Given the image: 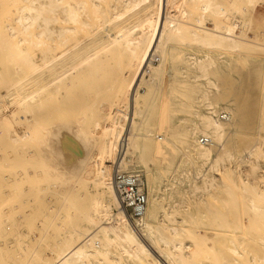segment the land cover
Listing matches in <instances>:
<instances>
[{"label":"bare ground","instance_id":"bare-ground-1","mask_svg":"<svg viewBox=\"0 0 264 264\" xmlns=\"http://www.w3.org/2000/svg\"><path fill=\"white\" fill-rule=\"evenodd\" d=\"M98 1L100 0H0V54L9 51L10 56L19 57V63H15L16 77L9 81L6 80L7 84L5 83L6 86L0 92V95L9 96L11 104L4 106L6 103H2L0 99V117L5 116V128H7L6 139H4L6 140L5 147H7L5 153L11 158L18 151L21 165L15 163L20 166L23 177L25 175L31 177L36 172L32 164L39 156L43 157V148L48 149L58 165H56V172L59 175L58 182L61 186H65L63 195L53 192L63 198L59 199L60 204L61 201L63 203L58 210L57 206L55 207L56 212L53 210V205L51 210L55 212V215L52 212L54 215L52 220L57 219L58 222L59 217L64 214L73 217L68 226H73L72 232L68 236L66 234L63 237L58 236L59 238L54 242V258L42 260L39 264H82L90 255L88 248L99 243L102 237L109 240L108 244L116 242L122 248L125 244L137 246L157 264H185L194 252L191 249V243L179 241L175 236L167 238L162 231L170 228L173 235L179 234L176 214L179 209L186 207L182 204L184 200L169 203L166 209V204L163 202L164 195L171 196L177 187L168 184L161 186L157 177L149 173L150 169L145 168L144 165L146 156H152L150 154L158 150L157 144L151 139L163 138L155 133L156 129L160 128L161 123L169 116H166L167 114L159 118L157 116V106L161 99L159 98L160 80L171 73V69L173 66L175 68L177 62L183 63L180 69L184 71L187 68L198 70L200 74H195V78H207L209 68L214 62L212 57L208 53L201 57L190 51L183 52L175 46V42H179L186 36L203 46L226 43L225 46L228 44L236 47L241 39L233 34L231 23L221 27L216 25L214 29L205 26L206 14L212 12L214 16L222 10L212 6L211 0H193V6L197 4L200 7V13L194 23L185 20V2H191L188 0V2L186 0H152L151 3L154 2L152 3L154 8L151 9L152 15H147L149 17L142 19V22H137V20L134 22L131 19L132 11L129 12L131 7H138L137 5L143 2L141 0H121L122 2L119 0L120 3L116 4L115 9L107 5L109 0L105 3L106 5ZM112 1L115 3L114 0ZM112 3H109L111 7L115 6ZM105 30L114 31V33L105 38L103 35ZM4 41L6 45L2 46ZM156 55H158V60H161L158 65L153 64V58ZM103 80H108L111 93L100 99L101 113L103 112L107 117L102 125L103 118L97 116L96 128L104 130L102 136L105 137L107 143L88 156L84 150L83 154L79 152L82 142L79 141L80 139L77 141L75 134L79 128L85 127L89 122L90 113H88L89 110L84 109V106L94 97L96 98L98 94L96 85ZM209 83L215 86L212 81ZM62 90H65V95L60 99L58 96ZM190 98L192 100L201 98L208 103V106L213 105L208 88L193 89ZM66 106L70 107V110H65ZM148 107H150L149 111H147ZM223 109L210 108V114H196L201 122L199 121V124L194 122L191 127L193 134H200L195 138L198 144L197 155L204 160V163L209 164L207 173H203L201 169L196 172V175L203 174L201 181L188 176L190 177L189 189L186 190L197 202L204 201L206 196H210L217 188L220 180L216 175L217 172H235L243 185H255L258 168L256 158L258 154L255 149L263 148L260 154H264V140L238 155H233L224 143L221 149L215 150L216 142H224V138L227 137L226 124L232 121L229 107L226 106ZM68 112L71 114L70 120L64 115L66 113L68 115ZM94 112L99 113L98 109ZM221 112H227L229 119L222 120L219 117ZM54 113L58 116L62 114V117L55 118ZM141 115L146 116L144 123L152 120L156 124L153 125L154 128L151 131H148L150 134L140 137L138 135L141 134L137 133L138 137H134L133 130L139 124L138 120ZM16 117L19 120L18 123L14 120ZM231 127L235 128L236 124L231 123ZM202 136L211 138L212 142L203 144L200 142ZM17 138L21 140L18 148ZM15 157L17 159V156ZM226 158L230 160L229 163L234 164L230 167L231 170L228 164L224 163ZM12 159H9L8 163H11ZM29 164L33 170L35 169L34 172L28 166ZM143 167L147 173L148 205L141 218L130 221L127 214L119 207L120 202L113 176L117 169L135 172L143 170ZM210 171L216 173H210ZM84 181L93 183L94 194L91 195L87 190L82 189ZM35 184L33 185L34 190L39 183ZM160 189L165 192H160ZM168 190H170L169 193ZM37 191L38 189L32 194L36 195V204L39 205L42 199L37 198L40 195L36 194ZM25 192L24 196L27 193ZM26 196L23 197L24 200L22 196V200L19 196L22 201L20 205L28 198ZM26 203L24 204L28 206L34 204L31 200L30 205L29 202ZM44 203L48 205V202ZM50 206L52 207V202ZM23 207L22 213L28 220L32 217L29 218L31 212L24 213L23 211L26 210ZM38 207L41 211L43 210L41 206ZM114 207L119 208L117 214L113 211ZM251 207L260 208L253 200ZM31 209L33 211L34 208ZM40 210L37 209L35 212H40ZM44 215L47 218L46 213ZM50 225L48 228L44 227L46 228L43 230L44 233L49 232ZM262 241V248L250 256V264H264V240ZM127 248L129 255L136 256L135 250L131 247ZM231 249L235 255L240 253L237 248L231 247ZM34 254L31 255V259ZM31 259L29 256V260ZM94 264L99 263L94 262Z\"/></svg>","mask_w":264,"mask_h":264},{"label":"rangeland","instance_id":"rangeland-1","mask_svg":"<svg viewBox=\"0 0 264 264\" xmlns=\"http://www.w3.org/2000/svg\"><path fill=\"white\" fill-rule=\"evenodd\" d=\"M111 1L112 0H109L108 2L112 3L113 1ZM141 1L143 2L139 3L137 5L138 7L134 6V8L131 7L129 10V12L132 11L131 19L134 20V22H136V20L137 22H142L152 15L154 2H152V4V0ZM188 1L191 2H185V20L189 23H194L196 17L200 13V7L197 4L193 6V0ZM211 1L213 3L212 6L221 8L222 10L220 13H217V15H214L216 17L213 16L214 13L212 12L206 14L205 26L214 29L216 25L221 27L231 23L234 30L233 34L239 36L241 41L236 47H232L228 44L225 46L226 43L213 44L214 46H203L200 43L191 41L189 36H186L179 42L174 43L177 49L183 52L190 51L201 57L208 53L214 62L209 68L207 78H195L194 75L200 74V72L193 68L185 69V73L183 69H180L183 63L177 62L175 68L173 66L171 69V73L165 75V77L160 80L161 93L159 98L161 99H159L160 103L157 106V116L158 118L166 114V116H169L166 117V121L161 123L160 128L156 129L155 133L163 136V138L156 137L153 140L151 139V141H155L157 144L158 150L150 154L152 156H146L144 165L146 166L145 168L150 169L149 173H153L157 177L156 179L161 182V186L163 184H168L177 187L171 196L169 194L164 195L163 202L166 204V209L169 207V203H174L175 201L177 203L184 200L182 204L186 206L184 207L185 209H179L176 214L180 229L179 234H177V236L173 235L170 228H165L162 231L167 238L175 236L179 241L191 243V249L194 250V252L187 259L185 264H250V256L253 252H258L262 248V240H264V210H262L264 209V154H260L263 148H254L255 152L258 154L256 156L258 168L256 170L257 178L254 181L255 185H243L238 175L230 171L227 173L217 172L218 174L216 175L220 179L217 188L212 191L213 193L210 196H206L204 201L197 202L193 195L187 192L186 189H189L188 181L190 177L198 181L202 180L203 174L196 175L199 169H201L203 173L209 171V164L204 163V160L197 155L198 144L195 138L199 133L193 134L191 130L194 122L198 124L201 122V119L196 114H208L210 108L224 110L223 108L226 106L229 107L232 114L231 123L236 124V127L232 128L231 123L228 125L226 124L227 137L224 138V142H216V147H214L215 150L221 149L224 143L227 144L229 151H231L233 155H238L247 148L264 140V0ZM98 2L106 5L105 3H107V0H100ZM114 2L115 3H112L115 5L112 6L113 8L111 4L107 3V5L111 9H115L120 2L119 0H114ZM162 11L163 8L161 10V16ZM139 15L141 16L140 18ZM138 19L141 20L138 21ZM113 33L114 31L105 30L103 35L105 38H108L109 34ZM1 45L5 46V41L2 42ZM9 53L8 51L0 54V92L3 90V87L6 86V80L9 81L16 77L17 73L15 63H19V57L10 56ZM160 61L161 60L153 61V64L158 65ZM2 75H4V77ZM210 81H212L215 86L210 84ZM196 88H208L210 90V100L213 105L208 106V103L201 98L192 100L190 95L193 93V89ZM110 89L108 80L101 81L96 85V91L98 92L96 98L94 97L93 100H90L84 106V109L89 110L88 113H90V115L88 117L90 120L85 127L79 128L75 134V136H77V138L75 137L77 141L80 139L79 141L82 142V145L80 144L82 149L80 148L79 150L81 154L85 152L89 156L107 143L105 137L102 136L104 135V130L96 128V118L97 116L98 118H103L101 120L102 124L107 117L104 116L103 112L101 113L102 102H100V99L102 96L111 93ZM64 95L65 90H62L58 98L62 99ZM0 99H2V103H6L4 106L11 105L8 95H0ZM69 108L70 107L66 106L65 110ZM149 108L150 107L147 108V111H149ZM97 109L99 113L96 114L94 110ZM54 115L55 118L57 117L58 119H60L59 116L62 117V114L58 116L54 113ZM64 115L68 120L71 119L70 112H68V115L67 113ZM17 117L14 119L17 121L16 123L19 122V117ZM145 118V115L139 116V124H137L133 130L135 133L134 137L137 136V133L141 134L138 135L140 137H143L142 135H148L150 134L148 131L154 128L153 125L156 123L152 120H147V123H144ZM4 119L5 116L2 115L0 117V264H39L42 260L54 258V242L59 238L58 236L63 237L64 234L68 236V234L72 232L73 226H68L72 222L73 217L69 214H64L62 217H59L60 219L58 218V222L56 221L57 219L54 221L52 220L55 215L54 213L63 203L61 201L60 204V200L63 198L58 197V194L61 193L60 195H63L62 193L65 190V186H61V183L58 182L59 175L56 172L58 166L56 159L51 157L52 154L48 149L46 150L43 148V157L42 155L39 156L36 162L32 164L36 172H34L35 169L33 170L29 164L28 166H30L31 170L34 172L32 174L33 176L30 177L25 175L23 177L22 170L19 169L20 166H17L15 163L17 162L18 165H21V157H19L18 151L15 152L16 155L14 154L12 156L13 158L17 156V159L16 157L14 159H12V157L9 158L5 153L7 147H5L6 140L4 139H6L5 135L7 128H5ZM73 119L74 117L72 120ZM141 120L143 121L140 124ZM14 128L17 129V127ZM20 142L21 140L17 138V148ZM52 148L53 150L55 149L54 146ZM118 158L117 154V160ZM9 159H12L11 163H8L10 162ZM229 162L230 160L226 158L224 163L228 164L231 170L232 168L230 167H233L234 164ZM36 166L38 168H36ZM139 171L144 175L148 190L146 170H144L143 167V170ZM213 172L214 171H210V173ZM18 173L19 175H17ZM34 177H36L35 180H33ZM26 182L29 184L27 185ZM34 184L37 185L35 186V190L38 189L36 194H40L37 198L43 200L45 197L44 201L40 200L43 202L42 205L40 204L41 202H39V205L38 203L36 204V195L34 196V194H32L35 193ZM30 185L33 187L34 192ZM28 186L32 192L28 189ZM26 189L29 190L30 193L27 192ZM59 189L61 191H56ZM82 189L87 190L91 195L94 194V187L91 181H84V187ZM44 190L45 193H43ZM25 191L28 193L27 196ZM161 191L162 189H160V192ZM169 191L170 190L167 192L169 193ZM24 192L26 193L25 196L29 198H26L25 201H23L24 203L28 200L27 203L29 202L30 205V200L32 203L36 200L33 205L31 204L32 206H28L27 203V205L24 203L20 205V203H22L21 196L25 198L23 195ZM53 192H58V194ZM43 194L44 196L42 197ZM252 200L257 206H260V208H252ZM44 202H48V205ZM51 202L52 207H49ZM57 204L60 205L58 206ZM38 206H41L43 212ZM56 206L57 210L55 209ZM22 207L26 210L23 211L24 213L34 212V214H29V218L32 216L28 219L29 222H27V217L24 218L25 215L22 213ZM32 207L35 210L33 209L32 211ZM37 209H39L40 212H35ZM113 211H116L115 214H117L119 208L114 207ZM45 213L47 218L44 215ZM55 221L56 223H54ZM41 223L44 224L41 225ZM45 224L46 226H43ZM48 225H50L51 228L49 226V232L44 233L43 230L48 228ZM57 225L59 230L56 229ZM44 227L46 228L44 229ZM39 238L41 239L39 240ZM108 241L102 237L101 241L97 243L98 245L95 244L92 248H88L89 250H87L90 253H87L90 255L88 254L89 256L86 262L84 261L82 264H94V262H98L99 264H157L150 256L143 252V250H139L140 248L137 246L125 244L122 248L120 244L116 242V244L114 242V244H110V242L108 244ZM127 247H131L135 250L136 256L129 255ZM231 247L237 248L240 253L235 255ZM32 254H34V256L31 259ZM29 256L32 261L29 260Z\"/></svg>","mask_w":264,"mask_h":264},{"label":"built area","instance_id":"built-area-1","mask_svg":"<svg viewBox=\"0 0 264 264\" xmlns=\"http://www.w3.org/2000/svg\"><path fill=\"white\" fill-rule=\"evenodd\" d=\"M158 55L153 61H158ZM219 117L228 120L229 114L221 112ZM203 144H210L212 139L206 136L200 138ZM114 186L119 198L120 208L127 214L131 221L141 218L148 205V190L144 175L140 171L128 172L117 169L113 176Z\"/></svg>","mask_w":264,"mask_h":264}]
</instances>
